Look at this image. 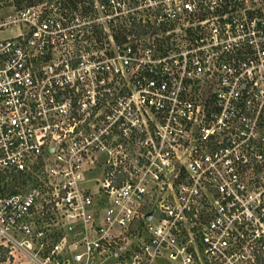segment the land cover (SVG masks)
I'll list each match as a JSON object with an SVG mask.
<instances>
[{
    "label": "built area",
    "instance_id": "2783aa9c",
    "mask_svg": "<svg viewBox=\"0 0 264 264\" xmlns=\"http://www.w3.org/2000/svg\"><path fill=\"white\" fill-rule=\"evenodd\" d=\"M0 264H264V0H0Z\"/></svg>",
    "mask_w": 264,
    "mask_h": 264
},
{
    "label": "trees",
    "instance_id": "16d2710c",
    "mask_svg": "<svg viewBox=\"0 0 264 264\" xmlns=\"http://www.w3.org/2000/svg\"><path fill=\"white\" fill-rule=\"evenodd\" d=\"M37 0H15L16 4L18 7H23L27 5H32L35 3Z\"/></svg>",
    "mask_w": 264,
    "mask_h": 264
},
{
    "label": "water",
    "instance_id": "95a60500",
    "mask_svg": "<svg viewBox=\"0 0 264 264\" xmlns=\"http://www.w3.org/2000/svg\"><path fill=\"white\" fill-rule=\"evenodd\" d=\"M153 217V215H150V216H148V219H151Z\"/></svg>",
    "mask_w": 264,
    "mask_h": 264
}]
</instances>
